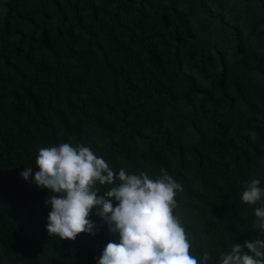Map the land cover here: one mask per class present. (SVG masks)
Listing matches in <instances>:
<instances>
[{
    "label": "trees",
    "instance_id": "obj_1",
    "mask_svg": "<svg viewBox=\"0 0 264 264\" xmlns=\"http://www.w3.org/2000/svg\"><path fill=\"white\" fill-rule=\"evenodd\" d=\"M61 143L167 171L208 264L264 239L260 204L241 200L264 188V0H0V264H97L118 242L96 208L94 235L48 234L60 194L20 173Z\"/></svg>",
    "mask_w": 264,
    "mask_h": 264
},
{
    "label": "clouds",
    "instance_id": "obj_2",
    "mask_svg": "<svg viewBox=\"0 0 264 264\" xmlns=\"http://www.w3.org/2000/svg\"><path fill=\"white\" fill-rule=\"evenodd\" d=\"M35 165L38 171L25 168L22 178L27 181L31 176L36 185L60 194L45 201L51 205L45 225L50 236L75 240L81 233L94 235L93 208L108 231L118 233V242L104 246L97 264H208L213 260L207 251L199 257L192 253L189 233L176 213V195L183 187L167 171L162 169L157 178L123 168L115 172L91 147L70 143L41 148ZM98 185L110 187L98 196ZM259 185L258 179H252L241 200L260 204L255 216L264 227V188ZM112 199L118 202L115 206ZM219 257L218 264H264V239L232 244L230 252Z\"/></svg>",
    "mask_w": 264,
    "mask_h": 264
}]
</instances>
